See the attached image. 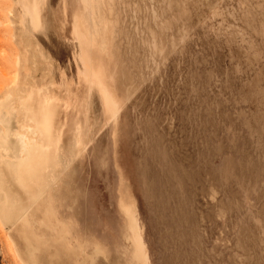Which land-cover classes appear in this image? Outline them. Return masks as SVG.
<instances>
[{"label": "rangeland", "instance_id": "obj_1", "mask_svg": "<svg viewBox=\"0 0 264 264\" xmlns=\"http://www.w3.org/2000/svg\"><path fill=\"white\" fill-rule=\"evenodd\" d=\"M0 195V264H264V0H0Z\"/></svg>", "mask_w": 264, "mask_h": 264}, {"label": "crops", "instance_id": "obj_2", "mask_svg": "<svg viewBox=\"0 0 264 264\" xmlns=\"http://www.w3.org/2000/svg\"><path fill=\"white\" fill-rule=\"evenodd\" d=\"M36 148H37L36 144H32L30 142V144L27 145V150H23V148L19 147L18 151L15 150V154L13 155L12 152L10 151V148L6 147V149H9L8 155L11 156V158L10 157L4 158L3 162L7 165V167L10 169V171L15 175L17 181L22 185H25V178L27 176L29 177L31 174L32 156H33ZM23 154L25 155V157L23 156ZM18 160H22V167L20 169V173L16 172V166H15V163Z\"/></svg>", "mask_w": 264, "mask_h": 264}, {"label": "bare ground", "instance_id": "obj_3", "mask_svg": "<svg viewBox=\"0 0 264 264\" xmlns=\"http://www.w3.org/2000/svg\"><path fill=\"white\" fill-rule=\"evenodd\" d=\"M5 123V122H4ZM10 131V130H9ZM8 131V132H9ZM11 136V133L10 134H6V137H10ZM18 136H16L15 140L13 139H10L9 141H7V139L5 140V147L7 148H10V151L12 152V154L14 155L15 154V150L18 151L19 147L20 148H23V150H27V148H25L26 146H24V142L21 140V139H17ZM25 153V152H24ZM22 160H18L16 163H15V166H16V172L20 173V170H19V163L21 164ZM1 197V196H0ZM2 199V198H0ZM10 204V203H9ZM9 217L12 218V214L9 212ZM13 221V220H12ZM14 222V221H13ZM12 227V226H11ZM131 227L134 229L135 228V224L134 222H131ZM137 235V241L139 243V249H141L142 247V243H141V240H140V236L135 233Z\"/></svg>", "mask_w": 264, "mask_h": 264}]
</instances>
